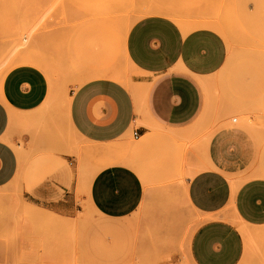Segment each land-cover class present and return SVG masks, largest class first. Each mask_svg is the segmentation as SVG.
Listing matches in <instances>:
<instances>
[{
  "label": "rangeland",
  "instance_id": "rangeland-1",
  "mask_svg": "<svg viewBox=\"0 0 264 264\" xmlns=\"http://www.w3.org/2000/svg\"><path fill=\"white\" fill-rule=\"evenodd\" d=\"M144 2L170 5L191 20H220L231 29L230 38L207 27L224 36L228 56L219 72L206 77L203 115L183 134L156 128L150 138L131 137L123 151L79 140L66 128L51 132L46 146L26 156L20 178L0 188V264H194L188 245L204 216L184 191L206 164L210 137L237 125L264 142V131L252 129L264 128V0H0V60L21 51L40 57L58 106L65 107V97L89 74L112 68L132 73L119 43L120 21L136 16L134 9ZM176 21L186 30L202 27ZM110 153L136 167L147 188L140 208L117 220L98 213L87 199V176ZM66 171L77 178L74 210L57 203L56 191H63L56 182ZM51 182L50 200L28 192ZM251 233L240 264H264V229Z\"/></svg>",
  "mask_w": 264,
  "mask_h": 264
},
{
  "label": "crops",
  "instance_id": "crops-1",
  "mask_svg": "<svg viewBox=\"0 0 264 264\" xmlns=\"http://www.w3.org/2000/svg\"><path fill=\"white\" fill-rule=\"evenodd\" d=\"M99 27L109 28H89ZM119 43L132 73L112 68L89 74L72 91L69 108L58 106L52 79L40 64H18L5 73L0 84V188L20 178L26 156L46 146L54 130L64 133L66 128L79 140L123 151L131 137L150 138L156 128L183 134L203 115L202 88L210 85L206 77L219 72L228 56L220 32L186 30L169 16L152 14L138 19L126 35L120 30ZM255 125L250 128L264 131ZM123 159L107 154L102 163L108 162L91 172L87 199L106 218H126L146 199L140 172ZM54 185L28 192L50 200ZM56 186L63 191H56L60 208H79L74 171H66ZM185 194L204 216L188 245L193 263L240 264L252 234L244 228L264 229V142L237 125L218 128L206 146V164L188 181ZM121 227L109 224L110 229Z\"/></svg>",
  "mask_w": 264,
  "mask_h": 264
},
{
  "label": "bare ground",
  "instance_id": "bare-ground-1",
  "mask_svg": "<svg viewBox=\"0 0 264 264\" xmlns=\"http://www.w3.org/2000/svg\"><path fill=\"white\" fill-rule=\"evenodd\" d=\"M144 4L145 5H143V6H141V4H140V6H137L136 9H134V12H135L136 16L121 18L120 30H121V33H122L123 36L126 35L128 30L131 28V26L138 19H140V18H142L144 16H147V15L159 14V15L169 16L172 19H174L175 21L178 20V21L184 23L185 25L187 24V26H191V27H201V26L202 27H215L218 30L222 31L224 34L228 35L230 38L232 37L233 33L231 32V29L229 28V26L225 22H222L220 20H214V19H209V18H204V17L199 19V16H198L199 20L196 19V18H195L196 20H191L190 16L185 15V14H181V13L171 9L169 7L170 5L166 6L165 4L163 5L162 3H153V2H148V4H147V2H144ZM27 26H28V24H27ZM27 26H25V27H27ZM20 28H23V27H20ZM23 53H25V52L21 51L20 55H17V54L16 55L14 54V56L11 55L10 57H6L3 61H2V59L4 57H2V59L0 60V61H2L0 63V84H1L2 77L13 66L18 65V64H22V63H33V62L34 63H37V62L39 63V62H42V60L40 59V57L38 58V56H33V55H30V54H23ZM52 88H53V86H52ZM52 95H54V90L53 89H52ZM70 102H71V96H66L65 97V108H69ZM90 177H91V173L87 176L88 185H89ZM35 208H37V207L35 206L34 209ZM193 229H195V228H193ZM193 231H192V233H193ZM244 231L246 232V235L251 234V232L249 230L245 229V228H244ZM190 233H191V231H190Z\"/></svg>",
  "mask_w": 264,
  "mask_h": 264
}]
</instances>
